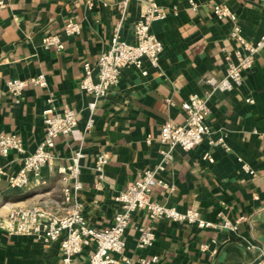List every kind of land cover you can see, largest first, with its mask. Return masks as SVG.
<instances>
[{"label": "crops", "instance_id": "0c3cea01", "mask_svg": "<svg viewBox=\"0 0 264 264\" xmlns=\"http://www.w3.org/2000/svg\"><path fill=\"white\" fill-rule=\"evenodd\" d=\"M121 0H6L0 7V134H16L26 153L0 155V222L15 208L40 205L65 214L63 174L72 155L82 150V189L77 200L91 226L109 227L118 211L115 196L136 180L142 170L161 159L160 130L166 121L183 124L182 103L192 94L208 99L206 122L211 133L192 150L176 147L163 177L171 188L156 186L152 199L180 211L194 209L202 217L220 222V214L238 223L236 232L223 227L199 228L167 219L153 220L147 209H138L125 233V255L138 258L157 254L159 264H259L264 259V48L243 83L230 91L214 88L208 78L226 75V55L234 58L233 20L214 13L217 4L237 15L243 35L256 42L264 34V0H157L167 12L152 23L151 31L163 42L158 66L145 58L147 74L136 66L122 70L120 83L97 100L80 83L83 64H96L109 48L121 21L120 38L134 41V25L144 5L131 0L122 16ZM75 21L81 33L68 36L64 26ZM57 35L62 50L47 48V36ZM44 73L47 86L29 85L22 102L7 92L9 79H30ZM49 98L57 109H73L78 124L68 135L56 137L53 159L42 170V180L25 189L12 188L9 175L22 166L25 154L34 152L44 136L43 110ZM252 98L253 102L247 99ZM93 126L87 129L90 119ZM225 135L227 151L210 140ZM109 156L104 179L96 186L95 160ZM239 158L255 174L242 169ZM153 225L154 245L137 247L139 228ZM208 244L204 250L202 246ZM90 257L85 249L75 256L82 264ZM58 242L44 243L32 236L8 234L0 227V264H61Z\"/></svg>", "mask_w": 264, "mask_h": 264}, {"label": "built area", "instance_id": "2783aa9c", "mask_svg": "<svg viewBox=\"0 0 264 264\" xmlns=\"http://www.w3.org/2000/svg\"><path fill=\"white\" fill-rule=\"evenodd\" d=\"M130 1L119 2L123 17ZM137 1L144 5V11L134 25V41L127 42L120 38V21L111 46L100 54L96 64L90 61H85L83 64L84 76L80 87L84 92L95 97V101L89 106L91 111L95 110L97 100L105 98L111 89L120 83L124 68L133 65L146 75L145 58L155 67L159 64L164 44L151 31V25L155 21L164 20L168 14L157 0ZM5 5L6 0H0V7ZM214 13L218 18L228 16L233 20L234 26L230 36L235 41L236 47L233 52L234 58L230 56V53L226 55V75L222 79L210 77L207 82L216 89L230 91L241 85L244 72L253 68L257 53L264 48V34L258 41L252 42L243 35L235 13L221 4L215 6ZM64 32L68 36L78 35L81 33V25L70 21L64 26ZM45 46L47 48L55 46L59 50L64 48V44L57 35L47 36ZM47 83L45 74L41 73L30 79H9L6 85L7 92L13 101L20 103L29 85L45 87ZM247 101L254 100L248 98ZM47 103V107L43 110V139L34 152L24 155L21 168L9 175L8 180L12 188L25 189L32 183L41 182L43 168L53 159L52 150L56 145V137L70 134L78 124V115L73 109H57L54 98H49ZM182 108L186 114L183 124L166 121L161 127L159 137L164 147L160 150V161L154 167L142 170L136 180L130 182L126 189L115 196L119 209L111 226L100 229L91 226L83 213V205L77 200V195L83 187L80 179L81 159L85 156L82 150H78L72 155L67 166L59 168L64 181L62 197L63 202L67 204L65 214L50 212L40 205L19 207L12 209L2 219L0 227L11 235L32 236L44 243L58 242L62 254L61 264H75V256L85 249L90 250V257L82 264H159L160 258L157 254L142 255L138 258L125 255L127 245L125 233L138 209H147L153 220L167 219L199 228L220 226L236 232L238 223L232 222L224 214H220V222L217 223L204 219L197 210L180 211L174 206L154 201L151 197L153 189L158 185L165 188L172 187L163 174L174 159V149L180 147L186 151L192 150L211 133V128L206 122L211 113L207 98L192 94L182 103ZM92 126L91 118L87 129ZM210 143L227 151L230 150L225 135L211 139ZM11 151L26 153L23 140L16 134H0V155L7 157ZM239 161L245 172L255 174V171L243 162L242 158H239ZM108 163L107 154L102 153L96 157L94 167L97 187L101 186ZM3 173H5L4 168L0 166V174ZM155 240L156 232L152 224L139 228L138 249L145 250L152 247ZM202 248L206 250L209 245L204 244ZM259 264H264V259Z\"/></svg>", "mask_w": 264, "mask_h": 264}]
</instances>
